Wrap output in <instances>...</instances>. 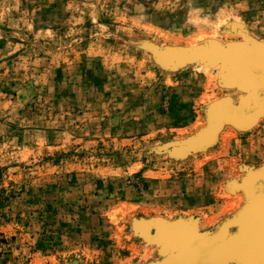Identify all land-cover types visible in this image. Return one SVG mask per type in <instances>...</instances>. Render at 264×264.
Wrapping results in <instances>:
<instances>
[{"label": "rangeland", "instance_id": "obj_1", "mask_svg": "<svg viewBox=\"0 0 264 264\" xmlns=\"http://www.w3.org/2000/svg\"><path fill=\"white\" fill-rule=\"evenodd\" d=\"M261 72L264 0H0V264H264Z\"/></svg>", "mask_w": 264, "mask_h": 264}, {"label": "water", "instance_id": "obj_2", "mask_svg": "<svg viewBox=\"0 0 264 264\" xmlns=\"http://www.w3.org/2000/svg\"><path fill=\"white\" fill-rule=\"evenodd\" d=\"M254 77L258 82V88L256 92L243 104V108L250 114L254 113L261 106H264V73H256ZM262 240V245L255 247L253 250H250L249 248L246 249V246L248 245L246 244V242L237 243V245L231 250V253H234L236 255H244L248 254L250 251L262 250L264 248V239ZM244 248L245 250H243Z\"/></svg>", "mask_w": 264, "mask_h": 264}]
</instances>
